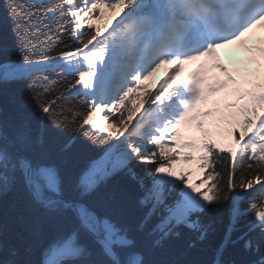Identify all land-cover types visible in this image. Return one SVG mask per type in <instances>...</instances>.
I'll return each mask as SVG.
<instances>
[{
  "label": "snow or ice",
  "instance_id": "obj_1",
  "mask_svg": "<svg viewBox=\"0 0 264 264\" xmlns=\"http://www.w3.org/2000/svg\"><path fill=\"white\" fill-rule=\"evenodd\" d=\"M5 3L19 43V21L26 13L11 0ZM45 14L64 18L75 47L66 44L58 56L43 61L21 51L18 61L0 63V82L29 80L58 61L75 73L74 82L62 91L30 85L40 113L36 128L21 122L9 133L0 125V194L21 185L45 213L66 216L73 223L71 231L49 242L37 264H149L129 232L89 203L106 177L131 170L134 164L151 165L142 175L134 173V178L140 189L138 204L147 209L145 219L159 220L160 239L179 225L196 228L193 215L218 211L229 200L234 226L245 214L240 201L258 192L249 207L252 228L259 229L261 242L249 239L244 247L257 255L250 264H264V32L257 31L264 29V0H59ZM100 21H106L103 27ZM232 46L249 54L245 64L252 67H245L244 73L251 79L238 81L221 62L218 50ZM193 65L185 77L186 67ZM161 69L163 77L150 87L146 82ZM209 80L215 83L208 84ZM229 85L235 86L233 99L224 97L222 110H208L209 103H219L210 98ZM74 90L88 97L85 105L65 102V92ZM53 92L58 94L49 98ZM212 116L215 119L206 126L203 120ZM43 122L94 144L108 143L98 135L107 132L119 141L106 153L114 157L111 169L103 161L95 162L74 184L66 182L46 156ZM192 129L199 133V143L184 141L183 134ZM229 139V146L220 142ZM186 148L203 153L198 157L201 169L226 161V181L225 173L213 169L205 175L212 183L201 191L185 173L175 171V165L192 160L181 155ZM241 162L243 171L238 167Z\"/></svg>",
  "mask_w": 264,
  "mask_h": 264
},
{
  "label": "trees",
  "instance_id": "obj_2",
  "mask_svg": "<svg viewBox=\"0 0 264 264\" xmlns=\"http://www.w3.org/2000/svg\"><path fill=\"white\" fill-rule=\"evenodd\" d=\"M11 2L22 6L26 13L19 21L22 40L18 43L13 34V23L8 18L7 4L5 0H0V63L18 61L21 51L32 60L43 61L47 57L58 56L59 52L65 50L66 44L75 47L68 35L70 26L64 24V18L45 14L47 8L59 0ZM74 80L75 73L66 71L64 62L58 61L35 73L29 80L0 82V125L9 133L21 122L36 128L41 123L40 113L31 99L30 85L41 90L55 86L62 91ZM57 94L53 92L49 98ZM65 102L85 105L88 97L74 90L72 94L65 92ZM43 123L47 125V122ZM93 131L98 133L97 130ZM98 135L107 138L108 143L94 144L82 135L47 125L46 156L59 168L66 182L74 184L82 173L93 163L99 162L117 143L106 134ZM226 163L217 161L213 165V169L225 173V181ZM244 163L238 166L240 171L244 170ZM111 164L112 161L108 168ZM149 167L151 165L134 164L131 170L125 168L113 172L100 183L89 200L100 214L111 217L129 232L149 264H250L257 258L252 251L245 249L244 244L249 239L254 243L261 242L259 229L252 228L253 216L249 207L250 201L259 196L258 192L240 201V209L245 214L234 226L230 215L233 201L229 200L219 205L218 211L193 215L191 222L197 225L196 228L179 225L171 235L160 239L157 232L159 220L157 217L145 219L147 209L138 204L140 189L134 178V173L135 176L142 175L143 170ZM213 169L205 167L204 180L206 173ZM205 181L207 185L212 183ZM177 193L178 189L173 195ZM72 228L73 223L68 217L45 213L23 186L17 185L0 194V264H9L10 261L37 264L49 242ZM157 240H160L159 244ZM13 252L17 255L13 256ZM261 253L264 254V243L261 244Z\"/></svg>",
  "mask_w": 264,
  "mask_h": 264
},
{
  "label": "rangeland",
  "instance_id": "obj_3",
  "mask_svg": "<svg viewBox=\"0 0 264 264\" xmlns=\"http://www.w3.org/2000/svg\"><path fill=\"white\" fill-rule=\"evenodd\" d=\"M108 15H110V14H108V13H106V16H108ZM120 17L119 16H117L116 17V20H118ZM116 20H114L113 21V24L116 22ZM106 23V21H100L99 22V24H100V26H103L104 24ZM112 24V26H114ZM111 28H109V30H110ZM240 57H241V59L243 58V61H244V64H243V66L244 67H246V64H245V61L248 59L247 58V54L246 53H241L240 52ZM163 75H164V70L163 69H161V71L160 72H158L157 74H156V76L151 80V81H148V82H146V83H148L149 85H150V87H152V88H154L155 86H156V84H157V82L163 77ZM238 75H242V74H239L238 73ZM235 78H238V76H235ZM230 87V86H229ZM231 89H232V87H230ZM228 89V88H227ZM224 97H228V95H224ZM224 101V99H222V100H220L219 101V103H217L216 105H219V104H221L222 102ZM215 105V106H216ZM210 110V109H209ZM211 110H214V109H212L211 108ZM105 113H101V115L103 116ZM213 119H215V117L213 116L212 117V119L211 120H213ZM205 123V122H204ZM104 127H107L106 125L104 126ZM130 127V126H129ZM103 134H106V135H108V133L107 132H104ZM219 138V137H218ZM220 139V138H219ZM223 145H225V146H228L229 145V143H230V139L229 140H221L220 141ZM117 143H119V141H117ZM116 143V144H117ZM150 146V145H149ZM148 146V147H149ZM113 160H114V158H113ZM112 160V161H113ZM180 164H184V165H186V164H191V165H193L194 167H195V172L192 174V176L196 179V181L195 182H193L194 184H198V185H200V190L201 191H203L204 189H205V184H200V181L202 180V177H203V169H201L200 167H199V165H197L195 162H189V163H180ZM111 169V166H110V168H109V170ZM180 187H183V185H180Z\"/></svg>",
  "mask_w": 264,
  "mask_h": 264
},
{
  "label": "bare ground",
  "instance_id": "obj_4",
  "mask_svg": "<svg viewBox=\"0 0 264 264\" xmlns=\"http://www.w3.org/2000/svg\"><path fill=\"white\" fill-rule=\"evenodd\" d=\"M222 59L225 60L228 63V68L231 66L234 68H237L239 66L240 69H243L241 64L244 62L243 58L241 59L240 55H233L231 53H224L222 56ZM228 91H223V93H219L217 96H214L211 100L220 101L224 98V95H226ZM216 104L209 103V107L214 108ZM212 117H209L207 119V122L211 120ZM98 131V130H97ZM215 138V137H214ZM175 171L183 172L186 175V178L189 180V182L193 183L196 181V179L192 176V174L195 172V167L191 164H178L174 166ZM188 173H191V175H187Z\"/></svg>",
  "mask_w": 264,
  "mask_h": 264
}]
</instances>
